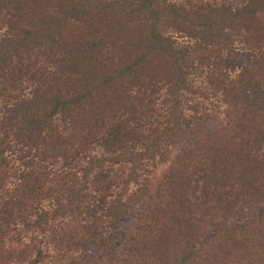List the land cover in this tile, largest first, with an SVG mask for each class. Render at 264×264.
<instances>
[{"label": "trees", "instance_id": "obj_1", "mask_svg": "<svg viewBox=\"0 0 264 264\" xmlns=\"http://www.w3.org/2000/svg\"><path fill=\"white\" fill-rule=\"evenodd\" d=\"M0 264H264V0H0Z\"/></svg>", "mask_w": 264, "mask_h": 264}, {"label": "rangeland", "instance_id": "obj_2", "mask_svg": "<svg viewBox=\"0 0 264 264\" xmlns=\"http://www.w3.org/2000/svg\"><path fill=\"white\" fill-rule=\"evenodd\" d=\"M215 123H217V121H216V120H213V121H211L210 123H207L206 126L209 127V126L214 125ZM183 146H184V141H181L180 146H179V149H180L181 147H183ZM164 168H165V167L161 168L160 171H161L162 169H164ZM160 171L158 172V175H160V174H159Z\"/></svg>", "mask_w": 264, "mask_h": 264}]
</instances>
